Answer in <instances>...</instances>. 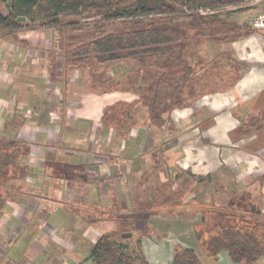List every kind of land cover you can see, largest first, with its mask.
<instances>
[{"label":"crops","instance_id":"crops-1","mask_svg":"<svg viewBox=\"0 0 264 264\" xmlns=\"http://www.w3.org/2000/svg\"><path fill=\"white\" fill-rule=\"evenodd\" d=\"M245 14L251 22L260 15L254 9ZM49 31L23 30L0 36V141L27 147V175L21 181L40 182L43 193L53 199L43 218L30 215L24 217L25 224L19 221L27 248L19 258L12 250L8 253L12 257L0 259V264H19L35 253L29 248L28 236L42 229V220L50 212L55 213H50L51 218H59L56 228L64 226L61 230L68 235L83 230L79 239L94 240L98 214L154 204L155 199L146 198L161 194V181L170 184L171 193L180 192L188 212L195 192L214 197L216 188L218 196L227 200L247 195L249 204L264 214V30L231 45L233 57L246 65L233 87L207 93L192 105L174 110L171 123L161 129L141 119L124 135L103 125V112L117 103L132 104L138 96L133 92L99 93L92 90L88 78L75 77L77 70L57 74L40 46L43 43L50 49ZM188 172L195 177L210 176V180L197 184L189 180ZM121 197H138L142 202L133 201L125 208ZM62 205L65 210L60 214ZM20 209L7 200L0 224L18 223ZM164 245L142 240L146 260L169 264L173 249ZM84 254L78 251L65 258L69 264L91 262L89 253ZM202 257L203 264H234L224 253L216 260ZM256 264H264V257Z\"/></svg>","mask_w":264,"mask_h":264},{"label":"trees","instance_id":"trees-1","mask_svg":"<svg viewBox=\"0 0 264 264\" xmlns=\"http://www.w3.org/2000/svg\"><path fill=\"white\" fill-rule=\"evenodd\" d=\"M250 1L0 0V36H13L22 30H56L63 42L65 72L88 69L92 87L105 88V92L135 93L136 102L107 107L101 119L103 125L124 135L141 119L161 129L169 123L173 110L188 107L207 93L234 86L246 65L233 57L231 45L257 30L248 22L228 20L229 12H222L235 7L234 11L244 13L245 4ZM4 4L6 15L1 8ZM180 17L188 20L177 21ZM89 19H98L102 29L119 21L130 26L117 28L112 34L101 29L92 38L100 54L92 53L88 46L80 52L90 36L94 37L89 31L77 32ZM24 20L31 27L23 28L20 22ZM208 43L226 48L204 60L201 54ZM112 63H122L127 70L109 77L104 68ZM99 69L103 71L97 72ZM141 111L144 117L136 119ZM28 154L27 147L19 142L0 141V218L5 202L12 196V183L26 178L23 159ZM188 173L189 180L197 184L210 180V176ZM165 187L169 193L161 202L116 212L112 219L116 232L101 234L89 251L93 264H151L141 247V239L147 233L139 224L153 210L175 213L182 205L180 194L171 193L170 184ZM232 198L217 202L213 197L206 203L189 200V219L201 214L200 221L193 226L196 248L175 246L169 264H203L201 255L216 260L221 253L234 264H256L264 257V214L244 203L232 207ZM134 231H139V236L129 245L121 235Z\"/></svg>","mask_w":264,"mask_h":264},{"label":"rangeland","instance_id":"rangeland-1","mask_svg":"<svg viewBox=\"0 0 264 264\" xmlns=\"http://www.w3.org/2000/svg\"><path fill=\"white\" fill-rule=\"evenodd\" d=\"M1 8L3 10V13L6 15L8 13L7 5L4 4L1 6ZM245 8L247 11L254 9L257 11V14H261L263 12L264 2H260L257 4L249 2L248 4H245ZM235 9H236L235 7L227 8L224 12H222V14L229 12L228 20L230 21L241 22V21H244L245 18H247L246 22L248 23L251 22V19H250L251 17H249V15L246 16L245 12L244 13L236 12L234 11ZM186 20H188L186 17H180L177 21L181 22V21H186ZM20 24L23 28L31 27V24L27 20L21 21ZM101 25L102 23H100L98 19H89L88 21L86 20L79 26L77 30L78 33H84V32L89 31L94 34L93 35L94 37L90 36V38L86 42L87 45L83 46V49H81L80 52H83L85 48L88 46L87 48L92 53L100 54V49L95 45V43H93L92 38L95 39L98 36L97 34L102 29ZM128 25L130 26L129 23H126L124 21H119L117 23L109 25L107 28H104L102 30H105L107 34H112L113 32L116 31L117 28L122 29V28L128 27ZM47 30H50L49 31L50 36H52V37L49 36L50 38L48 40L50 49H45L43 43L40 46H42L44 48L43 50L46 52L45 57L48 56L50 63L54 65L55 72L57 74L62 73V75L64 74L65 76L64 71H65L66 64L63 58L64 49L62 48L63 46L61 44L63 42H60L59 33L56 30H53V29H47ZM213 48L210 43L206 44L203 47V51L201 55L204 60H210L213 54H215L220 49H225L226 47L224 46V48L223 47L221 48L213 47ZM126 70L127 68L125 67L124 64L112 63L111 65L104 68V73L108 74L109 77H112L114 74L116 75V74L125 72ZM102 71H103L102 69L97 70V72H102ZM88 73H89L88 69H80V70H77L74 74L76 78L78 76L81 78L85 77L84 79H86L88 76ZM226 73H228V69H226ZM90 87L92 88V90H95L99 93H105V88H95V87H92V85H90ZM193 103H191L190 105H192ZM137 114L135 116L136 119L142 118L141 112H138ZM170 123H171V114H170V119H169L168 124ZM23 161H25V159H23ZM162 182L163 181L159 182V188L160 187L163 188V191L161 192V194L154 195L152 193V195L147 197L146 200L151 201L155 199V203L156 202L159 203L163 200V198H165L166 195H168L169 190L165 189L166 188L165 185L168 182L167 183L166 182L162 183ZM12 184H14V187L17 184V189L15 188L12 189L13 191L10 193L12 196L7 200L13 201L14 205L20 207L21 209L20 211L18 210L16 212L17 213L16 219L18 223L16 222L12 223L9 221V222L0 224V256L3 255V257H0L1 260H4V259L9 260L12 257V255L10 256L8 253L13 252L14 250H15V255L18 258L21 257L22 252L24 253L27 248V243H26V240L25 241L23 240L26 234H23L22 224L19 223V221L24 222L23 221L24 217L30 216V215L34 216L33 218L38 217V220H39V215L41 217V215L45 214L48 210L46 209L48 207L47 203L53 200L51 197L43 193L41 186H40V182L21 181L17 183L13 182ZM189 185L190 186L192 185L191 182L189 183ZM178 193L180 194V192ZM202 194H204L205 196L209 195L208 192H202L200 190L195 192V195H196V196L194 195L196 197L195 199L199 203H206V201L208 202L213 198V196L203 197ZM212 194L215 195L214 199H216L217 202H222V200L227 199L223 197L222 195L218 196V190H216V188H214V191H212ZM210 195H211V192H210ZM181 197L182 195H179V199H180L179 201L182 200L181 201L182 205L179 211L175 213H169L166 209L160 210V211L153 210L154 213L151 216H149L146 220L141 221L139 226L143 229L144 232L147 233L146 237H143L141 241L146 240V242H149L150 244H155V245L165 244L164 248L172 247L173 249L177 245H180L186 248H196V242H194L195 238L193 235V226L194 224L200 221L201 214L196 215L194 219H189V215H186V214H189V212L187 211L185 207L186 206L185 199H182ZM220 197H223V198H220ZM142 198L131 197L129 200L126 197H121L119 198V200L122 202V199H124L123 201L124 203H122L123 204L122 207L126 208V205L127 206L132 205L134 203L133 201H135L136 204L141 203ZM232 200L234 201L232 207H237V204H240V203H244L247 206L248 205L250 206L247 198H244V196L233 197ZM51 207H53L52 204H51ZM183 207L185 208V210L182 209ZM63 209L65 210L64 205H62V209H60L61 210L59 212L60 214L64 213ZM50 213L47 214V217L45 218L44 222L42 219H40L42 220V227H41L42 229L34 230L30 235L27 234L29 235L28 237H30L28 239L29 240L28 244H30L29 248L30 247L34 248L35 253L25 260H19V264H53V263L69 264L70 261L68 260V258L66 259L65 257L75 252H78V251L80 253L81 251H83L85 252V254H86V251L87 253H89L87 248L90 245L92 246L93 241H96L95 238H97V236L101 235L103 232L113 233V232H116L117 230V226L115 229L113 228L114 223L112 219L116 214L113 210H109L108 214H105V216L103 214H98L97 220H98V223L100 224H98L94 228V232H96V235H94V240H90L91 239L90 237H86L87 239L85 240L79 239L82 236V233L85 232L83 230H80V231L77 230V232L76 230L75 231L73 230V233L68 235V233H65L63 230H61L65 228L64 226L61 229L56 228L54 224L58 223L59 218L55 216L51 218V216L55 213L54 212L51 213L52 215ZM59 213L58 215H60ZM84 216H85L84 218H87L86 215ZM93 217L96 218V216H93ZM42 218H43V215H42ZM23 224H25V222ZM127 233L128 232H124V234H127ZM138 236H139V231H134L131 233V236L129 238H123V239L129 245H133L134 242L137 240ZM161 253L162 254L164 253L163 249H162V252H160V254ZM36 254L39 255V258L36 257ZM162 254L161 256H163ZM202 258L203 257L201 255V260ZM91 262H84L82 264H92Z\"/></svg>","mask_w":264,"mask_h":264},{"label":"built area","instance_id":"built-area-1","mask_svg":"<svg viewBox=\"0 0 264 264\" xmlns=\"http://www.w3.org/2000/svg\"><path fill=\"white\" fill-rule=\"evenodd\" d=\"M251 3H260L264 2V0H252ZM204 13V12H202ZM252 28H254L257 31H263L264 30V13L256 16L253 21L251 22Z\"/></svg>","mask_w":264,"mask_h":264},{"label":"water","instance_id":"water-1","mask_svg":"<svg viewBox=\"0 0 264 264\" xmlns=\"http://www.w3.org/2000/svg\"><path fill=\"white\" fill-rule=\"evenodd\" d=\"M131 236V233H128V234H122L121 237L122 238H129Z\"/></svg>","mask_w":264,"mask_h":264}]
</instances>
